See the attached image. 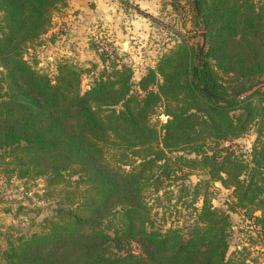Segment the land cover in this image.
Returning a JSON list of instances; mask_svg holds the SVG:
<instances>
[{"label":"trees","instance_id":"obj_1","mask_svg":"<svg viewBox=\"0 0 264 264\" xmlns=\"http://www.w3.org/2000/svg\"><path fill=\"white\" fill-rule=\"evenodd\" d=\"M68 2L0 0V171L43 178L52 200L0 264L264 263V85L248 92L264 79V0H193L202 55L180 38L139 76L122 52L84 68L60 55L52 72L26 57ZM232 213L252 219L248 242H231Z\"/></svg>","mask_w":264,"mask_h":264},{"label":"rangeland","instance_id":"obj_2","mask_svg":"<svg viewBox=\"0 0 264 264\" xmlns=\"http://www.w3.org/2000/svg\"><path fill=\"white\" fill-rule=\"evenodd\" d=\"M127 1L134 11L125 18H137L135 13L139 12V3H135V0ZM156 2L159 4L154 14L146 11ZM143 5L144 8H141V12L142 17L147 18V30L144 34H139V21L133 22L129 35L125 38L131 40L130 44L124 43V40H116L114 32L106 31L104 28L100 31L94 30L84 38L83 43L73 47L65 43L67 41L65 30H53L55 28L52 23L49 30L43 35V43L31 47L26 57H29L32 62L38 61L37 66L40 69L52 72L55 68V61L61 54L68 55L76 66L84 68L92 67L94 62L100 63L103 51L109 50L113 57L114 52H128L131 49L129 53L131 57L127 58V61L133 64L136 74L139 76L149 66L154 65L158 57L175 45L178 39H185L195 46L200 44L199 33L204 27L202 24H195L193 0H144ZM125 18L122 16L121 20ZM123 22L122 25H124ZM91 77V72H84L83 87L90 83ZM254 138L255 132L250 130L237 138L236 142L239 148L247 151ZM200 175L203 173H192L189 179L195 182ZM44 188L45 180L43 178L29 180L8 178L0 171V259L3 249L7 247V238L10 233L14 235L18 229L23 232L41 229L42 219L50 214L52 206L51 199L50 201L40 197ZM212 189L214 203L225 206V202L229 199V191L219 181L213 183ZM167 213L169 214V212ZM257 213L263 214L260 211ZM232 219L235 222V231L232 234L231 242H248L247 229L252 219L237 213H232ZM238 227L239 230H237ZM251 249L252 255L259 256V250L264 252L262 244L252 246ZM257 249L259 250L257 251ZM259 260L261 262L260 257Z\"/></svg>","mask_w":264,"mask_h":264},{"label":"crops","instance_id":"obj_3","mask_svg":"<svg viewBox=\"0 0 264 264\" xmlns=\"http://www.w3.org/2000/svg\"><path fill=\"white\" fill-rule=\"evenodd\" d=\"M143 2L144 0H135V3H139L140 9L135 13L137 18L132 19L125 18L134 11L127 0H69L67 7L54 16L53 30H65L67 40L65 43L73 47L83 43L84 38L94 30L100 31L104 28L106 31L114 32L116 40H124V43L130 44L131 40L125 38L128 37L133 22L139 21V34H144L147 30V18L145 16L143 18L141 12V8H144ZM158 4L159 2L153 3V7L146 11L154 14ZM122 16L124 20H121ZM130 50L122 52L126 55L125 59L131 57ZM61 55L69 57L66 54Z\"/></svg>","mask_w":264,"mask_h":264},{"label":"water","instance_id":"obj_4","mask_svg":"<svg viewBox=\"0 0 264 264\" xmlns=\"http://www.w3.org/2000/svg\"><path fill=\"white\" fill-rule=\"evenodd\" d=\"M196 2V0H194ZM200 38H201V41H200V51H199V55L201 56L202 55V51H203V48H204V44H205V30H201L200 33ZM264 85V79H261L259 80L258 82H256L254 84V86L252 87L253 88H257V87H260V86H263Z\"/></svg>","mask_w":264,"mask_h":264}]
</instances>
